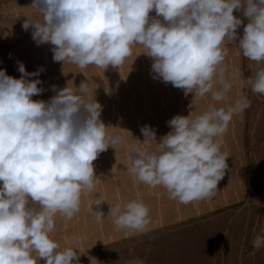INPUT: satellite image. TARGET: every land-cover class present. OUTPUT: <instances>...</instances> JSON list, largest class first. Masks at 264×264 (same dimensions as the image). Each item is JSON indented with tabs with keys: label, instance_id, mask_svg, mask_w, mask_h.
<instances>
[{
	"label": "clouds",
	"instance_id": "obj_1",
	"mask_svg": "<svg viewBox=\"0 0 264 264\" xmlns=\"http://www.w3.org/2000/svg\"><path fill=\"white\" fill-rule=\"evenodd\" d=\"M31 7L41 18L27 17L22 27L32 29L38 45L54 46V61L81 69L119 68L141 45L153 60V79L185 95L226 99L233 86L225 79L226 40L237 44L238 39L245 58L264 63V0H32ZM239 9L248 19L242 37L237 29L243 21L233 14ZM17 64L19 79L0 69V264H80L77 250H60L51 238L55 218L70 220L80 211L82 196L96 188L93 161L115 149L120 138L108 134L101 105L86 98L87 81L77 91L66 87L47 102L34 101L42 81L29 77L43 68L28 73ZM241 86L264 94V67ZM248 107L250 101L241 96L226 109L210 106L195 117L177 115L158 142L155 129L141 127L146 147L130 146V174L163 187L181 204L212 198L230 171L229 156L221 151L223 135L233 116ZM152 142L155 150L147 147ZM101 204L96 200L89 208ZM109 213L120 230L142 233L150 224L149 208L140 200ZM94 214L97 221L104 217L99 210ZM252 243L257 250L264 247V235Z\"/></svg>",
	"mask_w": 264,
	"mask_h": 264
},
{
	"label": "rangeland",
	"instance_id": "obj_2",
	"mask_svg": "<svg viewBox=\"0 0 264 264\" xmlns=\"http://www.w3.org/2000/svg\"><path fill=\"white\" fill-rule=\"evenodd\" d=\"M31 4L28 0H0V69L19 79L22 74L17 61L28 73L43 68L38 76L29 77L42 81L38 87L43 91L32 97L34 101L47 102L66 87L77 91L76 87L87 81L90 92L86 98L101 105L100 119L108 134L120 138L115 149L109 147L93 161L96 188L82 196L80 211L70 220L60 215L55 218L50 236L60 250L71 247L89 256L97 248L98 256L104 257L119 247L122 249L117 248L116 264L122 262L117 255L126 253V244L109 246L99 242L106 235L116 237L122 231L115 226L110 208L140 200L149 208L150 224L143 234L133 237H149L146 250L165 252L166 264H264V247L257 250L252 243L257 235H264V94L241 86L264 63L245 58L238 39L237 44L226 40L225 79L233 86L220 102L212 100L210 94L202 98L194 93L185 95L183 89L153 79V60L141 45L132 48V55L119 68L110 65L104 70L89 65L81 69L68 61H54V46L38 45L32 39V29H23L27 17L41 18ZM233 14L243 21L237 29L238 37H242L248 19L243 9ZM241 96L248 98L250 107L233 116L223 135L221 151L229 156L230 171L226 170L212 198L181 204L170 199L163 187H150L130 174V146L146 147L141 127L155 129L158 142L171 131L167 122L173 117H195L210 106L226 109ZM147 147L155 150L156 142ZM96 200L102 201L98 209L93 206L94 211L104 213L100 221L89 208ZM106 263L113 264L108 259Z\"/></svg>",
	"mask_w": 264,
	"mask_h": 264
},
{
	"label": "crops",
	"instance_id": "obj_3",
	"mask_svg": "<svg viewBox=\"0 0 264 264\" xmlns=\"http://www.w3.org/2000/svg\"><path fill=\"white\" fill-rule=\"evenodd\" d=\"M11 1V0H10ZM31 1L32 0H28ZM150 16H155L149 14ZM144 233V232H143ZM142 233V234H143ZM129 235L132 237H129ZM140 236L141 233H131L128 234L122 230L120 233L116 234V237H111L106 235V239L101 240L99 242L100 245L106 243L105 245H119V244H126L127 246L125 248H128L126 253L121 252L120 255L117 258L119 261L117 264H131L133 260L137 261H143V264H166V253L165 252H150L146 250V246H148L149 243V237H133V236ZM105 238V237H104ZM103 239V237H102ZM118 249H122L117 247ZM111 252L110 254L103 257H99L97 251V248H94L93 251H91V254L88 256L85 252H78L80 264H107L106 260L108 259L113 264H116V255L119 251L117 250ZM76 250V249H74ZM102 252V251H100ZM39 264H44V262L41 260Z\"/></svg>",
	"mask_w": 264,
	"mask_h": 264
}]
</instances>
